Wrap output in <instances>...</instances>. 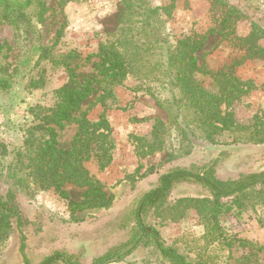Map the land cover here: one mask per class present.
<instances>
[{"label":"rangeland","instance_id":"1","mask_svg":"<svg viewBox=\"0 0 264 264\" xmlns=\"http://www.w3.org/2000/svg\"><path fill=\"white\" fill-rule=\"evenodd\" d=\"M41 1L40 16L32 10L16 23H0V70L5 67L12 78L11 88L0 91L4 165L37 126L55 129L60 148L71 145L77 131L75 121L59 129L43 117L55 104V90L79 88L96 76L94 55L101 44L118 39L120 29L129 31L133 26L132 44L143 46L138 53L132 46L125 47L130 66L113 87L112 98L99 101L102 92L92 84L95 91L73 113L75 118L82 113L91 122L104 116L109 124L114 144L111 163L103 171L96 159L84 163L102 185L105 206L71 211L68 203L81 202L85 189L66 183L61 188L64 198L52 189L44 190L36 180L27 178L17 188L15 178L6 180L0 175V196L8 200L11 194L9 201L25 221L18 227L11 220L0 264H23L19 232L25 236L23 252L30 264H40L54 252L89 264L113 251L132 237L134 210L141 196L172 170L197 171L210 166L221 181L264 171V57L231 68L244 54L222 35L234 32L245 37L254 29L261 37L257 44L264 49V0H224L225 7L212 9L211 0H136L135 5L143 8L133 12L127 9L126 0ZM169 7L167 15L165 8ZM222 16L232 23L228 29L217 22ZM193 33H207L195 53L197 67L235 77L247 91L230 105L221 102L216 120L206 110L191 106L176 76L179 65L170 60V52ZM148 34L154 40L153 48L148 45ZM62 60L65 64H53ZM192 80L198 89L219 95L217 81L210 76L194 73ZM205 132L215 134L212 142L204 137ZM184 199L212 197L198 184L180 183L166 205L142 216L144 224L158 231L165 247L191 262L264 264V188L220 200L223 209L213 225H209L205 207L180 202ZM109 264L169 263L149 243Z\"/></svg>","mask_w":264,"mask_h":264},{"label":"trees","instance_id":"2","mask_svg":"<svg viewBox=\"0 0 264 264\" xmlns=\"http://www.w3.org/2000/svg\"><path fill=\"white\" fill-rule=\"evenodd\" d=\"M126 2L127 9L131 12L143 8V5L142 7L135 5L136 0H126ZM212 6L225 7L226 3L224 0H211V9ZM165 9L168 12L167 15H170L171 7ZM32 10L36 11L35 16H40L44 10V3L41 0H0V23H16L20 17H25L27 14L31 15ZM147 11L146 9L144 14ZM218 21L221 22L220 25L222 27L227 29L232 25L228 21L227 16H222ZM132 28L129 31H123V28L120 29L118 39L99 46L98 52L94 55L98 59L96 76H93L91 80L85 81L79 88L61 87L54 91L55 104L43 119H46L48 124H55L59 129H62L65 123L75 121L77 131L71 145L66 149L60 148L55 129L47 125L37 126L30 130L31 132L25 138L22 148L16 152L11 161L6 163L7 165L3 164L5 163L4 156H6V152L0 145V175H4L6 180L14 181L15 178L13 185L17 188H20V182H24L27 178L36 180L44 190L52 189L64 198H66V195L61 188L66 183L85 189L81 202L68 203V210L71 211L105 206L107 199L102 191V185L93 178L85 168L84 163L91 159H96L100 171H103L111 163V151L114 149V144L110 139L109 124L104 116H101L95 122H91L86 119L84 114L79 113V116L75 118L73 113L78 112L80 104L95 91L91 86L92 84H96L102 92L99 96V101L104 102L106 98L113 97V87L128 72L131 62L130 55L125 47L132 46L133 52L138 53V50L143 46L132 44L134 43L133 36L129 35L132 32ZM220 30L223 33V29L221 28ZM222 35L226 41H229L234 47H238L239 51H243L244 54L241 59L232 63L231 68L239 66L246 60L264 57V49L257 44V41L261 38L258 31L253 29L245 37H237L234 32L223 33ZM149 37L148 34L147 41L151 48L154 40ZM206 37L207 33H193L182 39L170 52V60L172 64L176 63L179 65L176 76L181 81L183 93L190 100L191 106L195 110H206L210 114V119L216 120L219 116L218 109L221 102L230 105L246 94L247 91H243L238 86L241 82L236 80L235 77H227L226 74L220 71L212 72L197 67L195 53L204 44ZM53 64L65 63L62 60L58 63L53 62ZM65 68L68 69V65H65ZM194 73L210 76L216 80L220 96L211 95L204 90L198 89L192 80ZM219 76L224 77V79L220 80L217 78ZM34 82L38 84V81ZM11 85L12 78L8 76L5 67H1L0 91H7L11 88ZM32 131H39V134L35 135ZM213 136H215L213 132H205L204 137L211 141ZM19 173H22L24 177L19 178ZM184 182L198 184L210 192L212 200L184 199L180 202L200 203L201 207L203 206L207 210L209 225H213L212 221L216 222L217 216L223 209L220 200L245 195L256 188H264V171L258 174L240 176L236 180L228 181L217 179L214 176V169L210 166L203 167L197 171L176 169L163 174L159 177L157 185L144 193L139 199L134 210L135 228L130 240L113 251L93 259L89 264H109L115 261H122L131 255L137 247L149 243L159 256L169 264H207L201 259L191 262L175 249L165 247L158 231L153 226L146 225L142 221L143 215L151 210H160L166 205L172 189L177 184ZM10 197H12L11 194L8 195V200H5L0 196V251L9 235L11 220L15 219L18 227H20L22 222H25L20 212L9 201ZM19 233V253L22 257V263L30 264L23 252L25 236L21 232ZM40 264L81 263L71 255L54 252L44 258Z\"/></svg>","mask_w":264,"mask_h":264}]
</instances>
